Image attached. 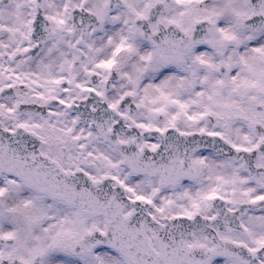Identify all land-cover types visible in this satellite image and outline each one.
Returning <instances> with one entry per match:
<instances>
[{
  "label": "snow or ice",
  "instance_id": "obj_1",
  "mask_svg": "<svg viewBox=\"0 0 264 264\" xmlns=\"http://www.w3.org/2000/svg\"><path fill=\"white\" fill-rule=\"evenodd\" d=\"M0 264H264V0H0Z\"/></svg>",
  "mask_w": 264,
  "mask_h": 264
}]
</instances>
